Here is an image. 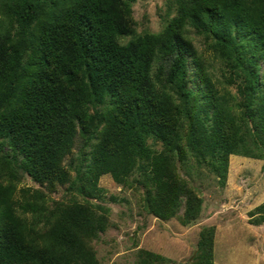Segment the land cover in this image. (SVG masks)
Listing matches in <instances>:
<instances>
[{"label": "trees", "instance_id": "obj_1", "mask_svg": "<svg viewBox=\"0 0 264 264\" xmlns=\"http://www.w3.org/2000/svg\"><path fill=\"white\" fill-rule=\"evenodd\" d=\"M133 1L0 0V264H76L102 227L76 195L51 204L43 189L18 193L23 173L50 190L72 168L77 193L91 195L101 173L125 176L138 162L155 190L150 211L169 217L184 194L188 222L199 201L175 174V153L188 146L215 169L230 152L264 158V0H177L165 26L143 34L126 17ZM189 27L220 53L237 95L201 67L198 91L188 86ZM250 214L264 222V201Z\"/></svg>", "mask_w": 264, "mask_h": 264}, {"label": "rangeland", "instance_id": "obj_2", "mask_svg": "<svg viewBox=\"0 0 264 264\" xmlns=\"http://www.w3.org/2000/svg\"><path fill=\"white\" fill-rule=\"evenodd\" d=\"M125 8L128 23L136 33L159 32L175 15L177 0H134ZM194 30L189 27L194 51L186 53L188 86L198 91L201 81L197 68L201 67L211 74L220 92L227 88L234 94L235 82L226 62ZM130 38L131 33L126 34L122 41ZM259 65L264 67L262 62ZM234 100L237 106L232 108L241 115L240 99L236 96ZM241 129L239 133L244 135L245 127ZM184 130L181 128L182 135ZM148 142L157 150L163 148L160 140L149 137ZM186 150L183 158L175 153L171 163L175 174L199 201L197 215L188 222L184 221V194L173 215L163 217L150 211L145 197L147 189H152L150 193L155 190L141 181L138 162L125 176L101 173L96 180L98 189L91 195L77 193L72 168L68 177L50 190L27 173L22 174L16 189L18 193L25 187L43 189L51 204V199L68 203L76 195L101 216L102 227L83 237L85 251L76 256V264H264V222L250 219L255 206L264 201V158L230 152L226 162L215 169L210 157L197 158L188 146ZM68 160L67 155L63 165Z\"/></svg>", "mask_w": 264, "mask_h": 264}]
</instances>
